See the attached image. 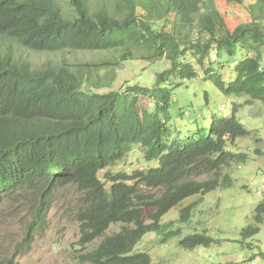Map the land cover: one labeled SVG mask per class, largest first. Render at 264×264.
<instances>
[{
    "label": "trees",
    "instance_id": "1",
    "mask_svg": "<svg viewBox=\"0 0 264 264\" xmlns=\"http://www.w3.org/2000/svg\"><path fill=\"white\" fill-rule=\"evenodd\" d=\"M250 13L251 22L231 31L214 0H0V207L19 195L32 203L15 254L47 231L53 200L70 189L66 215L79 231L71 264H153L149 253L136 251L145 235L164 236V244L179 236L162 218L186 199L218 189L221 178L228 186L222 171L244 159L227 149L248 134L237 108L228 118L214 117L195 140L170 139L168 122L172 91L179 79L197 77L196 66L227 96L264 104V0ZM22 49L114 56L36 68L18 57ZM231 59L235 77L227 83L214 64L224 70ZM135 60H166L170 67L157 74L153 87L109 90L116 81L109 70ZM137 150L158 165L110 171ZM207 174L215 176L199 180ZM195 207L185 208L180 221L186 223ZM254 219L257 226L243 230L245 240L260 233L264 203ZM114 225L120 229L110 234ZM212 243L207 232L180 241L187 250ZM0 264L16 263L10 258Z\"/></svg>",
    "mask_w": 264,
    "mask_h": 264
},
{
    "label": "rangeland",
    "instance_id": "2",
    "mask_svg": "<svg viewBox=\"0 0 264 264\" xmlns=\"http://www.w3.org/2000/svg\"><path fill=\"white\" fill-rule=\"evenodd\" d=\"M214 1L228 28L233 31L239 25L252 21L250 6L257 0H247L244 5L229 4L226 0ZM113 56L112 52L104 51L44 53L24 49L20 50L18 55L20 59L28 60L36 68L60 65L63 62L71 66L97 64ZM232 61L233 59L224 70L220 68L219 63L214 64L216 71L224 75L227 83L235 77ZM169 67L170 63L166 60L153 64L142 60L127 61L109 70V73H114L116 79L110 84L109 90H122L134 85L153 87L157 74ZM196 70V78L179 79L177 83H181V86L172 91L169 138L181 141L195 140L208 131L214 117L228 118L237 108V118L248 134L238 138L234 144H229L227 149L236 155L243 154L244 159L235 160L222 171V176L228 174L230 177L228 186H224L221 178L218 189L206 195L199 194L186 199L162 218L163 225L173 222L171 229H179V236L169 238L164 244V236L155 232L148 233L137 245L136 251L149 253L153 264H264V223L258 226L261 231L253 238L245 240L242 234L248 226H257L254 219L256 209L264 203V104L256 101L248 105V98L245 96H227L207 78L204 69L196 66ZM100 75L106 76L107 69ZM143 104L149 106L148 99L143 100ZM157 165L156 161H145L140 150H137L110 171L132 173ZM105 175L106 171L100 173L102 179ZM214 176L207 174L199 180H209ZM71 197L70 189H64L56 195L49 212L47 231L35 235L30 249L23 251L25 254L15 253L24 240L32 203L27 201L26 195L15 196L4 202L0 207V262L10 258H14L16 264L74 262L79 231L77 225L66 215L72 209L69 202ZM194 203L196 207L190 219L186 223L181 222L182 211ZM152 212L150 209L145 213L147 220ZM119 229V225H114L109 233ZM203 232H207L213 239L211 246L187 250L180 245L184 237Z\"/></svg>",
    "mask_w": 264,
    "mask_h": 264
}]
</instances>
